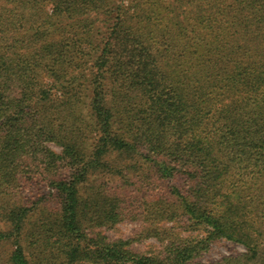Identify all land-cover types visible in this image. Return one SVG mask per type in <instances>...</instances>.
Returning a JSON list of instances; mask_svg holds the SVG:
<instances>
[{
	"label": "trees",
	"instance_id": "16d2710c",
	"mask_svg": "<svg viewBox=\"0 0 264 264\" xmlns=\"http://www.w3.org/2000/svg\"><path fill=\"white\" fill-rule=\"evenodd\" d=\"M0 264H264V0H0Z\"/></svg>",
	"mask_w": 264,
	"mask_h": 264
},
{
	"label": "rangeland",
	"instance_id": "374dc122",
	"mask_svg": "<svg viewBox=\"0 0 264 264\" xmlns=\"http://www.w3.org/2000/svg\"><path fill=\"white\" fill-rule=\"evenodd\" d=\"M125 3H128V0H125ZM95 17V16H94ZM98 23V19H93ZM55 150L60 151V148L57 146H52ZM90 183L99 185L100 183H108L107 185L109 186H115L119 184V178L118 177H105V176H100L95 175L91 178ZM41 195L47 197L46 199H49V187L46 186L45 184H42V186L39 187ZM38 193V187H27L25 186L22 189L21 196L24 197H33L34 194ZM37 196H34L33 199L37 200ZM48 205L54 204L52 201H47ZM173 223L169 222L168 225H171ZM177 229H180V223L176 224ZM139 228H141V223L140 222H135V221H129L126 220L124 222L117 223L114 226L111 227H103V231L107 235H109L112 238H130L132 237L133 233L136 232ZM160 242L157 241L154 238L144 240L138 244L139 249L141 250H150L154 249L155 247L159 248ZM245 251V247L241 244H238L230 239L227 238H221L219 240L214 241L211 244L210 249L207 251L203 252L201 256L197 258L198 261L202 262H207V261H215L219 260L225 256H231V255H237L239 253H242Z\"/></svg>",
	"mask_w": 264,
	"mask_h": 264
}]
</instances>
